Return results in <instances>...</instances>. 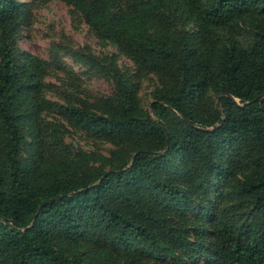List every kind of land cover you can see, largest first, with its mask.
Here are the masks:
<instances>
[{
    "label": "trees",
    "instance_id": "trees-1",
    "mask_svg": "<svg viewBox=\"0 0 264 264\" xmlns=\"http://www.w3.org/2000/svg\"><path fill=\"white\" fill-rule=\"evenodd\" d=\"M67 1L140 72L176 80L155 91L147 110L125 75L105 112L47 100L44 62L18 44L25 5L0 0V264H86L89 244L108 241L129 257L138 250L143 258L142 248L152 247L186 264L210 252L207 239L210 264H264V0H133L116 14L103 0ZM164 1L197 10L199 45L168 26L151 32ZM247 16L251 44L236 37L222 48L206 43L217 26ZM208 90L218 97L211 115L198 107ZM32 108L62 114L130 150H120L109 167L100 165L107 158L88 164V153L85 164L52 159L39 145L25 157ZM191 200L200 208L187 226L178 217L191 221ZM240 210L244 215L234 214Z\"/></svg>",
    "mask_w": 264,
    "mask_h": 264
},
{
    "label": "rangeland",
    "instance_id": "rangeland-1",
    "mask_svg": "<svg viewBox=\"0 0 264 264\" xmlns=\"http://www.w3.org/2000/svg\"><path fill=\"white\" fill-rule=\"evenodd\" d=\"M91 1V0H90ZM110 10L116 14L131 7L133 0H103ZM215 0H203L208 4ZM25 5L23 16L19 20L18 44L23 51L30 52L45 64L43 81V96L47 100L64 104H74L92 111L105 112L113 104L117 94L118 78L125 75L138 86V97L144 109H148L154 99L157 89L171 86L176 80L173 73L147 71L140 72L136 63L120 51L112 41L102 38L92 28L82 11L67 0H21ZM165 6V1L154 12L151 32L156 34L162 26H168L178 35L190 34L195 45H199L203 32H200L196 9L187 10L179 5ZM167 7V8H166ZM250 16L233 22L231 25L217 26L212 36L206 42L210 47L223 44L231 38H238L245 44L252 43V28L249 25ZM218 97L214 91L208 90L201 94L199 110L205 114H213L217 109ZM33 119L26 128L25 142L22 154L30 157L38 145L52 159L70 157L78 162H85L84 153L91 155L88 164H99L107 158L104 164L109 167L112 157L125 147L124 143L99 139L86 131L73 126L68 119L59 113L48 110L31 109ZM81 163V164H82ZM190 201V220L186 221L176 212L178 219L187 226L195 225L193 208H200ZM237 216L244 215L236 211ZM176 216V217H177ZM194 236V234H192ZM205 241V240H204ZM206 250L196 261L187 259L186 264H210L213 257V245L206 240ZM68 248L71 242H63ZM86 264H134L132 256L143 264H178L173 257L159 255L152 247L142 248L143 258H139L138 250L128 256L123 250L117 252V244L108 241L105 245H91ZM119 248V247H118ZM85 251V247H78ZM120 249V248H119Z\"/></svg>",
    "mask_w": 264,
    "mask_h": 264
}]
</instances>
